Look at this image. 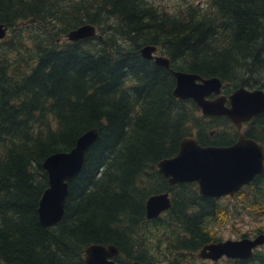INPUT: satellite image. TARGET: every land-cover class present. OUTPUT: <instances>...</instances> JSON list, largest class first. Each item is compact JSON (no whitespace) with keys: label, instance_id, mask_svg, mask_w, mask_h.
Wrapping results in <instances>:
<instances>
[{"label":"trees","instance_id":"16d2710c","mask_svg":"<svg viewBox=\"0 0 264 264\" xmlns=\"http://www.w3.org/2000/svg\"><path fill=\"white\" fill-rule=\"evenodd\" d=\"M159 2L0 0L7 28L0 40V264H84L90 244L116 247L118 264H150L146 253L160 240L174 264L180 252L217 240L207 224L225 208L199 196L193 182L169 186L156 162L188 135L226 146L237 132L211 133V122L231 123L174 97L171 71L217 77L226 94L264 92V0H184L173 11ZM84 23L96 34L68 41L66 33ZM144 45L156 46L169 68L142 57ZM92 127L97 139L67 183L61 219L40 225L41 162ZM242 131L264 144V112ZM173 188L168 210L146 219V198ZM237 193L259 203L264 169ZM235 263L264 264V255Z\"/></svg>","mask_w":264,"mask_h":264},{"label":"water","instance_id":"95a60500","mask_svg":"<svg viewBox=\"0 0 264 264\" xmlns=\"http://www.w3.org/2000/svg\"><path fill=\"white\" fill-rule=\"evenodd\" d=\"M6 26L0 23V40L6 36ZM95 34L91 24H81L66 33L68 41H77ZM156 46L144 45L140 54L152 59L157 65L168 67V59L155 55ZM172 95L178 99H190L204 116H225L237 130L236 140L227 146L200 145L193 136L180 139L174 155L156 162L157 171L168 185L196 182L202 197L232 195L249 183L264 167V144L245 137L240 131L241 123L264 112V92L260 89L237 87L227 96L220 93L221 81L217 77L203 78L195 73L173 70ZM212 98H209L210 96ZM97 139L95 127L80 133L67 151L49 154L41 162L46 173L47 185L42 190L36 207L40 225L52 226L63 215L67 183L81 169L87 148ZM170 206L167 192L149 195L144 204L145 217L151 219ZM264 242V233L252 239H225L206 243L197 256L216 261L227 258H250L251 249ZM117 254L113 245L90 244L84 249V264H115L111 258ZM129 264H144L132 261Z\"/></svg>","mask_w":264,"mask_h":264},{"label":"rangeland","instance_id":"374dc122","mask_svg":"<svg viewBox=\"0 0 264 264\" xmlns=\"http://www.w3.org/2000/svg\"><path fill=\"white\" fill-rule=\"evenodd\" d=\"M183 2L184 0H160L159 3H161L166 10L173 11L175 8L181 6ZM222 93L226 95L223 90ZM211 125V133L222 131L227 132L232 130L231 124L221 125V123L213 121L211 122ZM167 191L169 196H172V193L178 190L173 188ZM242 196V193H237L231 197L222 196L217 198L218 203L222 205L221 207L225 208L224 212L221 213L219 211L215 222L207 224L212 236H214L213 238L217 239L215 241L239 239L242 237L252 238L257 234V232H259V229L261 232L264 231V194L263 199L256 205H253L247 197L244 199ZM239 204H242L243 206L240 207ZM157 239H159V236H157ZM147 244L148 246L154 245L151 240H148ZM253 252L264 255V243L256 247ZM168 254L172 253L164 250V242H162V240L159 241L157 251L153 252L150 250L146 253L148 260L151 261L150 264H168V258H171ZM174 262H176L174 264H236L233 260L225 258L215 262L200 259L197 257V252H180L178 258H176Z\"/></svg>","mask_w":264,"mask_h":264},{"label":"flooded vegetation","instance_id":"af4514ba","mask_svg":"<svg viewBox=\"0 0 264 264\" xmlns=\"http://www.w3.org/2000/svg\"><path fill=\"white\" fill-rule=\"evenodd\" d=\"M220 259H222V258H220ZM220 259H218V260H220ZM230 260H232V259H230ZM210 261V260H209ZM233 261H236V260H233ZM212 262V261H211Z\"/></svg>","mask_w":264,"mask_h":264}]
</instances>
